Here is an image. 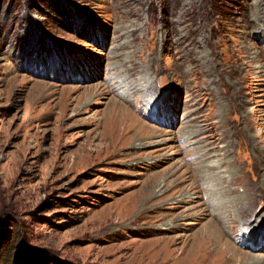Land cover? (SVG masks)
Wrapping results in <instances>:
<instances>
[{"label": "rangeland", "instance_id": "1", "mask_svg": "<svg viewBox=\"0 0 264 264\" xmlns=\"http://www.w3.org/2000/svg\"><path fill=\"white\" fill-rule=\"evenodd\" d=\"M263 259L264 0H0V264Z\"/></svg>", "mask_w": 264, "mask_h": 264}, {"label": "bare ground", "instance_id": "2", "mask_svg": "<svg viewBox=\"0 0 264 264\" xmlns=\"http://www.w3.org/2000/svg\"><path fill=\"white\" fill-rule=\"evenodd\" d=\"M208 239H211V236L210 235H206V238L205 240H208ZM257 260V259H256ZM264 260V259H263Z\"/></svg>", "mask_w": 264, "mask_h": 264}]
</instances>
